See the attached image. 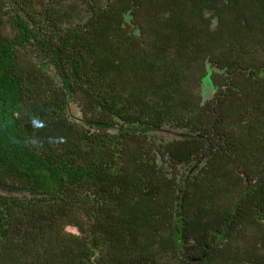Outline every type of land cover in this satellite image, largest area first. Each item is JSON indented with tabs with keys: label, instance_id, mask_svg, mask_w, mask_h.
Listing matches in <instances>:
<instances>
[{
	"label": "trees",
	"instance_id": "trees-1",
	"mask_svg": "<svg viewBox=\"0 0 264 264\" xmlns=\"http://www.w3.org/2000/svg\"><path fill=\"white\" fill-rule=\"evenodd\" d=\"M0 182V264H264V0H0Z\"/></svg>",
	"mask_w": 264,
	"mask_h": 264
},
{
	"label": "rangeland",
	"instance_id": "rangeland-1",
	"mask_svg": "<svg viewBox=\"0 0 264 264\" xmlns=\"http://www.w3.org/2000/svg\"><path fill=\"white\" fill-rule=\"evenodd\" d=\"M202 96H203V99H209L212 97V89L211 87L207 84V82L203 85V88H202ZM72 113L74 114L75 113V109L72 108ZM77 116V115H76ZM13 186V185H11ZM25 192L23 191H11V190H8L6 188H3L2 186H0V194H5V195H23ZM65 231L67 233H70V234H73V235H79V231L73 227V226H65Z\"/></svg>",
	"mask_w": 264,
	"mask_h": 264
},
{
	"label": "water",
	"instance_id": "water-1",
	"mask_svg": "<svg viewBox=\"0 0 264 264\" xmlns=\"http://www.w3.org/2000/svg\"><path fill=\"white\" fill-rule=\"evenodd\" d=\"M4 188L11 190V191H23L25 193H27V191H28L27 188H23V187H19V186L6 185V186H4Z\"/></svg>",
	"mask_w": 264,
	"mask_h": 264
},
{
	"label": "flooded vegetation",
	"instance_id": "flooded-vegetation-1",
	"mask_svg": "<svg viewBox=\"0 0 264 264\" xmlns=\"http://www.w3.org/2000/svg\"><path fill=\"white\" fill-rule=\"evenodd\" d=\"M6 185H11V184H3V183L0 182V186H2L3 188ZM0 195L1 196H15V197H20V196H28V197H30L29 190L27 191V193H24L23 195H14V194H12V195L0 194Z\"/></svg>",
	"mask_w": 264,
	"mask_h": 264
}]
</instances>
